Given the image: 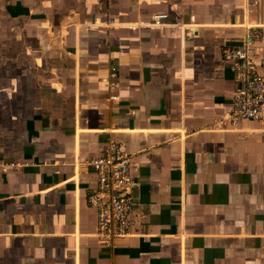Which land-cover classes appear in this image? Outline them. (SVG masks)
Here are the masks:
<instances>
[{
	"label": "crops",
	"instance_id": "1",
	"mask_svg": "<svg viewBox=\"0 0 264 264\" xmlns=\"http://www.w3.org/2000/svg\"><path fill=\"white\" fill-rule=\"evenodd\" d=\"M253 31L264 0H0V264H264V125L227 118L222 55ZM109 139L134 212L105 243Z\"/></svg>",
	"mask_w": 264,
	"mask_h": 264
},
{
	"label": "built area",
	"instance_id": "2",
	"mask_svg": "<svg viewBox=\"0 0 264 264\" xmlns=\"http://www.w3.org/2000/svg\"><path fill=\"white\" fill-rule=\"evenodd\" d=\"M167 17V13H157L152 19L154 24L161 25ZM256 34L255 31L249 32L235 45L222 47L223 58L231 63L236 81L234 103L227 113L233 124L253 120L264 125V56L255 49ZM111 98L116 99V96ZM91 164L97 187L89 202L97 210V237L109 243L132 232L131 155L123 152L117 141L109 139Z\"/></svg>",
	"mask_w": 264,
	"mask_h": 264
}]
</instances>
